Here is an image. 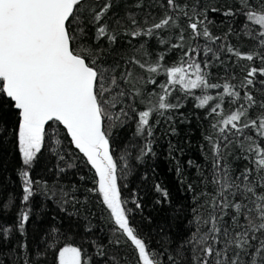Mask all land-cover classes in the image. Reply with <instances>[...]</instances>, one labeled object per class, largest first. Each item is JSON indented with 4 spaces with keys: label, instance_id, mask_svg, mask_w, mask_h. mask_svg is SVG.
I'll list each match as a JSON object with an SVG mask.
<instances>
[{
    "label": "snow or ice",
    "instance_id": "obj_1",
    "mask_svg": "<svg viewBox=\"0 0 264 264\" xmlns=\"http://www.w3.org/2000/svg\"><path fill=\"white\" fill-rule=\"evenodd\" d=\"M193 119L199 157L182 159L181 126L190 143ZM160 127L177 138L166 157L180 198L154 182L152 209L170 210L155 222L146 194L123 190L158 157ZM6 148L19 163L15 180L0 176V264H264V0H0ZM46 151L59 173L94 172L86 191L107 212L108 236L76 184L34 178ZM53 199L66 222L46 223Z\"/></svg>",
    "mask_w": 264,
    "mask_h": 264
},
{
    "label": "trees",
    "instance_id": "obj_2",
    "mask_svg": "<svg viewBox=\"0 0 264 264\" xmlns=\"http://www.w3.org/2000/svg\"><path fill=\"white\" fill-rule=\"evenodd\" d=\"M154 14H159V9H153ZM141 15H143L141 13ZM217 21V27L213 29V31L216 34H221L225 28L226 25H221L219 23L220 18H215ZM135 43V42H133ZM154 43V42H153ZM233 43H235V39H233ZM223 74L222 69H213V76L215 77L217 74ZM223 82V81H220ZM214 94V90L213 93ZM192 101H188L186 104V107L183 109L186 113H189L193 110L192 108ZM182 134H181V144L180 146L184 148L185 156L182 159L185 158H198L199 157V137H200V131L197 129L196 121L193 119V123L191 125V131L189 132L188 139L190 140V143L184 142L183 132L189 131L188 128L181 126ZM62 137L64 135L62 126H60ZM165 128L160 127L157 130V135L161 137L158 147V157L155 160L149 161L148 164H146L143 168H141L140 172L136 174V177L133 179L130 177L129 179L132 180V182L129 184L127 189L123 190V195L125 197H130L132 189H137L138 191H142L145 193V203L147 204V207L144 209V215H148L149 213L152 214V216L155 218V222H160L162 220L167 219V214L170 211L167 206L164 208H156L155 210L152 209L151 204L149 201L154 196V192L152 190V185L154 182H161L164 186L169 188V191L172 193L173 197V203L175 204L176 201L180 198V194L177 193V179L175 175V165L173 162L166 157V146L168 139H172L173 143L176 142L175 137H167L165 136ZM122 135H127V132L124 130H121ZM53 147H58L56 145H53ZM63 148L65 150L72 149V146L69 143L68 138H64ZM72 151L75 153V150L72 149ZM63 154V152L61 153ZM78 156H82V154L75 153ZM19 161L16 159L15 154L12 150L9 148H6L3 151H0V176H4L7 174L8 177H11L13 180L16 179L15 174L13 172V169L18 166ZM60 164L61 167H63V163L58 160V158L55 155H52L51 152L46 151L44 158L41 160V162L36 166L33 176L34 178L45 180L48 182L49 187H52L54 190L60 186H70L73 184H76L80 188V193L78 195L81 196V199L85 195L89 196L90 202L88 204V208L93 212L92 217V223L95 225V232L99 236H108L110 234V229L113 227L112 224L108 222L107 219V212L103 209V206L97 203L98 197L93 196L90 193H87L86 189L88 187H92V181L94 178V172L90 168H85L81 165L79 169H71L66 171L65 173H59L57 170V165ZM149 165L154 166L156 171L153 173L149 169ZM169 169H172L169 171ZM144 172H147L148 179L146 181H141L139 179L140 175H143ZM80 175H86L87 181H81L79 179ZM123 183V181H122ZM11 190L15 191L17 194L20 191L19 184H15L13 186H10ZM40 197H37V200H40ZM128 207H133L131 203H129ZM69 211H73L71 207H69ZM14 213L7 217L8 222H11L14 219ZM46 223H60L63 221V218L65 217V213L60 212L58 204L55 202V200H48L47 201V209H46ZM134 216V222L136 224L141 223V214L139 211H136L133 213ZM52 217H55L56 220L53 221ZM66 222V221H63ZM147 230V229H145ZM31 231V229H30ZM118 253H123L127 251V257L129 261L131 260V252L123 249V248H117L115 249Z\"/></svg>",
    "mask_w": 264,
    "mask_h": 264
}]
</instances>
